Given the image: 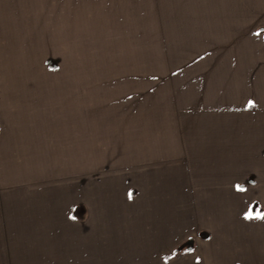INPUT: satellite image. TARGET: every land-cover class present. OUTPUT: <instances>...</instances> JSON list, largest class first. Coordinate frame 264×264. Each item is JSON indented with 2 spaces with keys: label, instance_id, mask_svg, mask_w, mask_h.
Here are the masks:
<instances>
[{
  "label": "rangeland",
  "instance_id": "rangeland-1",
  "mask_svg": "<svg viewBox=\"0 0 264 264\" xmlns=\"http://www.w3.org/2000/svg\"><path fill=\"white\" fill-rule=\"evenodd\" d=\"M0 128L29 262L264 264V0H0Z\"/></svg>",
  "mask_w": 264,
  "mask_h": 264
},
{
  "label": "crops",
  "instance_id": "crops-1",
  "mask_svg": "<svg viewBox=\"0 0 264 264\" xmlns=\"http://www.w3.org/2000/svg\"><path fill=\"white\" fill-rule=\"evenodd\" d=\"M0 132L3 133V129L0 128ZM14 132V129L5 132L7 137L2 141L5 143V147L11 148L13 146L14 140L12 141L11 137L14 136ZM1 147L3 146H1L0 140V162L10 160L9 151L7 156H4L3 160L1 159ZM1 178L0 170V264H46V260L42 262L41 247H39V261L29 262L27 260V257H30L32 253L29 252L30 223L27 219L29 211L26 207V194L24 190L22 191L23 188L10 187L8 184L3 185ZM40 223L41 220H39V225ZM216 253L212 250L208 256L212 257ZM43 257H45L44 252Z\"/></svg>",
  "mask_w": 264,
  "mask_h": 264
},
{
  "label": "trees",
  "instance_id": "trees-1",
  "mask_svg": "<svg viewBox=\"0 0 264 264\" xmlns=\"http://www.w3.org/2000/svg\"><path fill=\"white\" fill-rule=\"evenodd\" d=\"M255 212V208L252 209Z\"/></svg>",
  "mask_w": 264,
  "mask_h": 264
},
{
  "label": "snow or ice",
  "instance_id": "snow-or-ice-1",
  "mask_svg": "<svg viewBox=\"0 0 264 264\" xmlns=\"http://www.w3.org/2000/svg\"><path fill=\"white\" fill-rule=\"evenodd\" d=\"M249 103L251 104V103H253V102L250 101Z\"/></svg>",
  "mask_w": 264,
  "mask_h": 264
}]
</instances>
